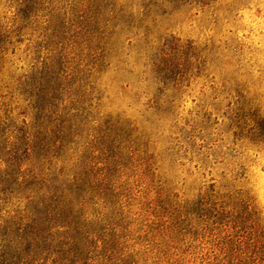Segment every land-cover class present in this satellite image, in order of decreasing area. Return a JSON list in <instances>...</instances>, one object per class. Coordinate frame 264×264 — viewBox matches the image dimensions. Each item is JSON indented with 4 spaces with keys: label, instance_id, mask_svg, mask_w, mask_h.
Segmentation results:
<instances>
[{
    "label": "trees",
    "instance_id": "16d2710c",
    "mask_svg": "<svg viewBox=\"0 0 264 264\" xmlns=\"http://www.w3.org/2000/svg\"><path fill=\"white\" fill-rule=\"evenodd\" d=\"M224 1L247 0H141L135 15L122 0H0V264H264V215L235 184L243 165L220 184L205 180L234 157L219 145L197 152L176 136L159 148L185 58L160 54L150 77L137 70L147 53L119 47L125 26L141 43L171 7ZM110 69L147 98L145 125L111 111ZM233 86L231 143L264 149V93ZM193 162L195 186L178 175Z\"/></svg>",
    "mask_w": 264,
    "mask_h": 264
},
{
    "label": "rangeland",
    "instance_id": "374dc122",
    "mask_svg": "<svg viewBox=\"0 0 264 264\" xmlns=\"http://www.w3.org/2000/svg\"><path fill=\"white\" fill-rule=\"evenodd\" d=\"M140 1L122 0V3L135 15ZM130 21L133 19L128 18L127 24H132ZM134 31L125 26L126 34L123 32L119 47L125 54L135 55V51L147 53L148 60H140L137 70L147 71L150 77L154 75L151 74L152 64L158 63L160 54L168 55L167 64L172 67L179 64V58H185L183 86L178 93H168L170 98L177 99V109L163 125L166 133L159 148L167 147L169 138L173 141L176 136H181L184 141L191 140L197 152L203 151L202 146L213 148L219 145V153L229 152L234 157L227 155V160L218 158L222 164L211 165L213 170L208 172L205 180L215 179L225 184L231 180L227 166L230 164L229 169L236 167L237 171L238 165H243V177L238 178L235 184L251 191L264 215V149L248 144L242 146L241 142L234 146L231 131L223 125L222 117L229 111L235 79L249 86L261 87L264 93V0H247L239 8L230 7L227 1L205 10L198 6L171 7L159 25L151 29V37L147 41L129 42L130 33ZM175 54L177 60L171 57ZM143 64L147 65L146 69ZM129 79L128 75L117 74L111 69L104 75L103 82L109 91L119 93L120 97L109 107L111 111H123L140 125H145L147 112L144 103L147 98L132 87L134 82H129ZM127 82L130 83L128 88ZM166 83L168 87L173 84L169 79ZM145 85L147 83H140L142 88ZM155 87L151 85V92ZM142 88L140 92L144 91ZM167 130L174 134L170 135ZM194 166L195 162L186 164L178 175L195 186L202 179Z\"/></svg>",
    "mask_w": 264,
    "mask_h": 264
}]
</instances>
